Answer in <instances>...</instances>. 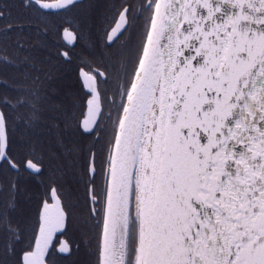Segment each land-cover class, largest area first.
Here are the masks:
<instances>
[{
    "label": "snow or ice",
    "instance_id": "6c2138e0",
    "mask_svg": "<svg viewBox=\"0 0 264 264\" xmlns=\"http://www.w3.org/2000/svg\"><path fill=\"white\" fill-rule=\"evenodd\" d=\"M78 2L22 6L40 12ZM137 13L134 53L112 73L85 74L91 98L82 126L71 106L54 104L45 115L46 91L0 80L17 93L14 102L0 94V162L20 171L9 131L19 121L24 169L48 175L35 243L18 264H46L69 220L82 228L87 264H264V0L122 3L105 35L119 39ZM82 35L65 28L66 47ZM26 62L0 56V64ZM104 101L107 125L95 119L103 120ZM97 129L104 135L96 151L74 138ZM19 191L13 180L0 187V264L26 230L16 219ZM72 245L61 242L59 251L71 254Z\"/></svg>",
    "mask_w": 264,
    "mask_h": 264
},
{
    "label": "flooded vegetation",
    "instance_id": "af4514ba",
    "mask_svg": "<svg viewBox=\"0 0 264 264\" xmlns=\"http://www.w3.org/2000/svg\"><path fill=\"white\" fill-rule=\"evenodd\" d=\"M43 1V0H42ZM94 3L95 7L89 13L88 5ZM122 3H130L135 7H139L141 0H79L75 7L69 5L64 9L53 12L55 14V51L58 55V66L55 68L57 75L61 73L70 74L72 77L71 89V107L72 111L80 123L85 118L89 100L91 98V92H88L85 87L84 81L85 74L96 75L97 70L99 72L112 73L113 67H119L122 59H126L128 56L134 53L135 45L138 42L136 33L138 31V25L140 23L139 13H137V25L129 29L119 39L113 37L108 38L105 35L107 32L111 34L114 24L110 25V21L113 18L116 8ZM23 5V4H22ZM24 15L26 18L23 20L20 27V31L23 36L34 37L36 35H45L44 28L33 27L30 25L29 11L24 7ZM69 11V30L75 34L77 31L83 33L80 40L76 43L75 47L69 49L66 47V41L63 38L62 29V11ZM42 13L47 11L41 10ZM52 12H48L50 14ZM40 16V15H39ZM40 21V18H39ZM16 28V27H15ZM17 29V28H16ZM11 30H14L12 27ZM64 52H70V59L66 60L61 54ZM66 62L65 67H61V61ZM100 79V77H97ZM59 80V78L57 79ZM9 84H13L10 82ZM113 87L115 82L112 81ZM101 87H107L101 85ZM6 93L8 91V97L13 102L14 91L12 89H4ZM109 95L111 92L109 91ZM107 101L101 104V112L104 113V118L98 116L97 122L108 124V110ZM8 111V109H3ZM11 122V121H10ZM13 129L17 130L16 126L10 123L9 131L12 135ZM84 135L98 140L100 139V146L103 143V130L97 129L91 134ZM99 146V147H100ZM13 161L20 166V171L16 172L10 167H7L3 162H0V187L7 184L9 180L16 181L19 185V195L17 196L18 212L16 219L25 227V231L21 239L15 243V253L7 256V264H18L20 257L22 256V250L27 249L29 244H34V235L38 232L37 220L41 214V204L44 199V188L46 186V174L37 175L35 172L25 170L23 167L24 162L29 157L25 156L24 148L12 147ZM80 200H74L72 203H81ZM76 206V205H75ZM74 206L71 207V209ZM67 231L63 234H57L56 247L50 248L49 253L45 256L46 264H87V262L80 261L81 255L86 253L83 244H80V250H76L77 243L73 237L72 230H76V222L69 220L66 222ZM72 241L71 254L67 252H60V243ZM3 253V242L0 241V255Z\"/></svg>",
    "mask_w": 264,
    "mask_h": 264
},
{
    "label": "trees",
    "instance_id": "16d2710c",
    "mask_svg": "<svg viewBox=\"0 0 264 264\" xmlns=\"http://www.w3.org/2000/svg\"><path fill=\"white\" fill-rule=\"evenodd\" d=\"M53 1V0H43ZM0 4H5L6 14L3 18H0V56L7 55L9 58H19L22 60L24 56L28 57V62L21 64L19 67L11 65L0 64V80H6L8 83L12 82L15 85H21L23 87L34 86L40 89L42 92L48 93V103L44 105V114L50 115L51 107L56 105L71 106V89L72 77L70 74L61 73L57 75L55 72L56 66H58V55L55 51V14L36 12L30 10L29 20L30 25L33 27H41L45 30V35H36L26 37L23 36L18 25L23 24V20L26 18L24 15V7L22 6L23 0H0ZM40 15V16H39ZM40 18V21H39ZM69 11H62V29L69 28ZM11 23L14 30L5 31L7 25ZM17 29H16V28ZM23 44V49L18 50V44ZM66 62L61 61V67H65ZM27 72L29 79L24 82V73ZM36 78L33 81L32 78ZM59 78V80H57ZM6 90L0 88V94L5 93ZM8 95V91H7ZM17 93L14 92V98ZM9 98V97H8ZM13 126V124L10 122ZM15 141L13 144L17 148L20 146V132L13 129L11 135ZM78 143L84 147L89 148L93 144H96V151L100 146V139L95 140L84 134L74 137ZM99 142V143H98ZM46 174V184L48 181V175ZM80 204V203H79ZM81 206V204H80ZM82 228L80 227L81 233ZM81 238V235H80ZM80 261L87 262V254L81 255Z\"/></svg>",
    "mask_w": 264,
    "mask_h": 264
},
{
    "label": "rangeland",
    "instance_id": "374dc122",
    "mask_svg": "<svg viewBox=\"0 0 264 264\" xmlns=\"http://www.w3.org/2000/svg\"><path fill=\"white\" fill-rule=\"evenodd\" d=\"M81 204V203H80ZM80 204L78 203H72V206H74L72 209H70V211L72 212L73 216H76V215H79L80 211H81V206ZM76 205V206H75ZM80 225L78 223H76V230H72V234H73V237L74 239L76 238V242L79 243V244H82L81 243V238H80ZM84 249V247L82 248Z\"/></svg>",
    "mask_w": 264,
    "mask_h": 264
},
{
    "label": "water",
    "instance_id": "95a60500",
    "mask_svg": "<svg viewBox=\"0 0 264 264\" xmlns=\"http://www.w3.org/2000/svg\"><path fill=\"white\" fill-rule=\"evenodd\" d=\"M42 2H43V3H56L57 0L50 1V2H46V1H42ZM68 6H69V5H68ZM66 7H67V6H66ZM61 9H64V8H51V9H42V10L47 11V12H55V11H59V10H61ZM84 83H85L86 90H87L88 92H90V89L88 88V83H87V81H84ZM89 109H90V105H88V108H87V112H86V116H85V118L82 119L81 122H80L81 126L83 125V122L86 121V120L89 118ZM97 118H98V116L95 117L96 121H97ZM90 127H94V126L90 125ZM84 133H85V134H89V133H87V132H84Z\"/></svg>",
    "mask_w": 264,
    "mask_h": 264
}]
</instances>
